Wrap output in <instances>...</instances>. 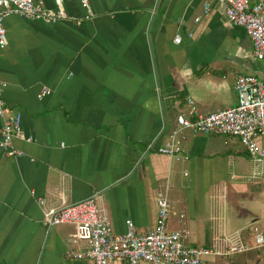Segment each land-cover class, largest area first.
I'll use <instances>...</instances> for the list:
<instances>
[{
    "label": "crops",
    "instance_id": "crops-1",
    "mask_svg": "<svg viewBox=\"0 0 264 264\" xmlns=\"http://www.w3.org/2000/svg\"><path fill=\"white\" fill-rule=\"evenodd\" d=\"M63 3L85 17L79 0ZM90 4L95 16L81 25L5 20L3 100L22 114L32 142L14 140L23 157L0 151V264H93L66 258L88 247L71 226L43 222L46 210L91 197L118 235L127 221L138 234L152 231L160 197L169 203L168 229L187 231L188 245L223 252L251 243L252 227L264 234V167L256 175L238 138L183 133L184 161L148 150L168 139L189 98L207 115L236 107L238 76L264 80L245 30L215 0ZM44 88L51 93L39 99ZM236 259L264 264V247Z\"/></svg>",
    "mask_w": 264,
    "mask_h": 264
},
{
    "label": "built area",
    "instance_id": "built-area-1",
    "mask_svg": "<svg viewBox=\"0 0 264 264\" xmlns=\"http://www.w3.org/2000/svg\"><path fill=\"white\" fill-rule=\"evenodd\" d=\"M225 9L227 21L245 30L253 45L254 58L264 63V0L255 4L251 0H215ZM55 8H46L41 0H0V51L7 45L5 20L10 16H19L30 21H40L46 25L59 22H72L81 25L83 21L94 18L90 0H79L87 12L83 19L67 13L63 0H54ZM205 14L210 6L205 5ZM200 17L196 18L199 21ZM181 43V37L175 38ZM6 85L0 78V151L7 157H23L24 153L14 147V140L32 142L21 132L22 114L13 112L3 100ZM51 91L42 89L38 98L49 95ZM238 103L236 107L215 113L200 114L194 102L189 98L188 108L181 110L176 118L175 128L163 144L154 143L148 150L158 154L184 161L188 158L180 141L183 133L217 134L238 138L248 153L256 175H263L264 167V80L254 76L240 75L236 80ZM34 195V192H31ZM44 205L43 199H38ZM158 218L155 228L138 234L132 221H127V231L118 235L114 232L109 219L98 207L94 198L84 199L59 209L44 212L43 222L47 227L69 225L74 232L72 238L78 242L88 243L82 250L70 249L66 253L69 260H90L93 264H206L214 259V264H253L237 260L238 256L248 254L264 247V234L258 227H252V242L239 243L227 251L188 245L189 233L185 230L170 231L169 203L164 197L157 200Z\"/></svg>",
    "mask_w": 264,
    "mask_h": 264
},
{
    "label": "water",
    "instance_id": "water-1",
    "mask_svg": "<svg viewBox=\"0 0 264 264\" xmlns=\"http://www.w3.org/2000/svg\"><path fill=\"white\" fill-rule=\"evenodd\" d=\"M130 146H132L133 148L137 149L138 151H140L144 154L147 151V148L145 146H142V145H134L133 143H130Z\"/></svg>",
    "mask_w": 264,
    "mask_h": 264
},
{
    "label": "rangeland",
    "instance_id": "rangeland-1",
    "mask_svg": "<svg viewBox=\"0 0 264 264\" xmlns=\"http://www.w3.org/2000/svg\"><path fill=\"white\" fill-rule=\"evenodd\" d=\"M246 234V233H245Z\"/></svg>",
    "mask_w": 264,
    "mask_h": 264
}]
</instances>
